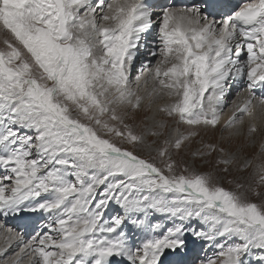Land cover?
<instances>
[{"label":"snow or ice","instance_id":"snow-or-ice-1","mask_svg":"<svg viewBox=\"0 0 264 264\" xmlns=\"http://www.w3.org/2000/svg\"><path fill=\"white\" fill-rule=\"evenodd\" d=\"M154 25L148 57L159 59H146L133 82ZM0 45V215L44 217L28 238L0 223V264H264V143L255 163L203 139L193 151L215 156L225 174L251 169L255 182L236 190L208 172L178 171L173 155L201 130L255 144L264 0L231 10L224 0H0ZM241 80L250 94L225 119ZM141 112L136 133L128 121ZM197 241L214 245V256L201 258Z\"/></svg>","mask_w":264,"mask_h":264},{"label":"rangeland","instance_id":"rangeland-1","mask_svg":"<svg viewBox=\"0 0 264 264\" xmlns=\"http://www.w3.org/2000/svg\"><path fill=\"white\" fill-rule=\"evenodd\" d=\"M229 1L231 2L232 0H229ZM0 46H2V45H0ZM155 63L156 62L154 61L153 64L155 65ZM132 81L135 82V78H132ZM174 99L175 98H166L167 102H172ZM236 104H240V103H236ZM226 106H227V104H226ZM229 114H230V110L229 111L227 110V112H225L224 118L227 119V116ZM144 115H145V113L141 112L140 114L136 115L135 118L130 119L128 121L130 124L133 125V130L136 133H140L141 131H143L144 121L142 118L144 117ZM147 115L149 117H151L153 115V113L149 112V113H147ZM157 119L159 120V119H165V118L162 115H158ZM148 122L151 123L150 120ZM172 125H173V122L170 121L169 122V129H171ZM181 130L184 131L185 126H181ZM244 131L246 133L247 123H245V125H244ZM167 135H168V130H165V136H167ZM221 135L222 134H221L219 129L215 132H208V133H204L203 130H201V137L194 138L190 142V146L185 148L184 150H182L178 155L175 153L173 154L174 158L176 159L177 164H178L177 170L179 171L184 166H189L190 168H192L193 170H196V171L211 173L214 176V179H218L223 184L224 187L229 188L231 190H236V184L237 183H244L246 187L248 184L254 183L255 177H254L251 169H249L248 171L240 172V171H237L235 167H233L232 170L228 174H225V173L221 172L219 170V168H217L215 166V163H214L215 159H216L215 156L209 158L212 162H206V160H204V159L194 157L192 155V153L196 148H199L202 146L201 140L203 139L204 141H211V142L217 143L218 145L222 144L225 147L230 146L232 151H234V152L238 151L241 156H251L254 159V163H255V162H257L255 160V158L260 155L261 144L264 143V127H261V131L259 133H257V135L254 137V140H255L254 145L252 144L251 141H247L244 136H241L239 138L234 139L232 141L231 145H229L227 139L222 141ZM223 135L225 137L227 136L226 133H224ZM148 140L151 143L153 140H157V138L148 137ZM162 140H163V137L159 138L157 140V144L155 145V147L161 146ZM138 152L140 155H142L146 158L155 159L158 166L163 167V162L159 159V157H157L155 151L150 153L146 148H139ZM230 181H231V183H230ZM260 191L262 193H264V187H261ZM157 220H162L163 224H167L168 226H171V223L169 221H166L162 216L158 215ZM198 242H200V241H197L196 243H198ZM202 242H204V241H202ZM198 245L199 244H197L196 246H198ZM207 245H209V247H211L214 250V253L216 252V248L214 245H210V244L205 242L206 248H207Z\"/></svg>","mask_w":264,"mask_h":264},{"label":"bare ground","instance_id":"bare-ground-1","mask_svg":"<svg viewBox=\"0 0 264 264\" xmlns=\"http://www.w3.org/2000/svg\"><path fill=\"white\" fill-rule=\"evenodd\" d=\"M239 82H243V86H242V89H245L246 87H247V82L246 81H244V80H241V81H239ZM229 96V95H228ZM229 101V100H228ZM241 105H242V102H239ZM254 103H255V101H254ZM226 119V118H225ZM139 234L141 235V233L139 232ZM142 238V237H141ZM138 243H139V240H138ZM199 245H201V244H199ZM203 256V255H202Z\"/></svg>","mask_w":264,"mask_h":264}]
</instances>
